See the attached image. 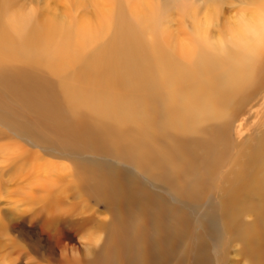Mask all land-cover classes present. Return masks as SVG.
Listing matches in <instances>:
<instances>
[{
    "label": "bare ground",
    "instance_id": "bare-ground-1",
    "mask_svg": "<svg viewBox=\"0 0 264 264\" xmlns=\"http://www.w3.org/2000/svg\"><path fill=\"white\" fill-rule=\"evenodd\" d=\"M239 1L214 35L219 4L192 7L184 40L158 36L148 0H85L90 15L75 21L67 9L32 21L0 0V67L52 76L0 70L2 121L41 149L19 154L38 161L33 182L2 186L0 264H222L228 227L247 263L264 264L263 145L214 203L223 130L187 139L233 115L264 76V0Z\"/></svg>",
    "mask_w": 264,
    "mask_h": 264
},
{
    "label": "rangeland",
    "instance_id": "rangeland-1",
    "mask_svg": "<svg viewBox=\"0 0 264 264\" xmlns=\"http://www.w3.org/2000/svg\"><path fill=\"white\" fill-rule=\"evenodd\" d=\"M9 12L19 13L25 15L29 20L37 21L43 18L45 14L63 13L65 9L68 10L65 15L68 21H75L81 19L83 16H89L90 8L85 4V0H4ZM123 4H128V0H119ZM149 9L156 14L160 19L159 37L164 34H173L177 38L190 40L193 33L191 31L190 11L192 7H197L199 10H203L205 6L213 3H218L221 10V15L218 20L215 21L211 27V34L217 33L221 24L228 18L235 15L242 7L243 3L239 0H148ZM100 3L108 8L110 5L109 0H100ZM68 5V6H67ZM252 6L250 4H244ZM129 7V6H128ZM128 10V9H127ZM88 13V14H87ZM127 13V12H126ZM129 19L127 22L131 27L136 26L133 14H126ZM231 15V16H230ZM70 16V17H69ZM164 33V34H163ZM165 43L167 41L164 39ZM216 42L215 40H211ZM164 47V45H163ZM264 56V51L262 52ZM185 60V59H184ZM147 63V62H146ZM148 65V63H147ZM6 69H23L29 70L34 73L49 75L45 70L35 67H27L24 65H6L0 67L3 71ZM260 84L257 85L245 101L238 107L237 111L233 113L229 118L216 122H208L199 134L189 136L187 139L205 140L210 137L216 130L222 132V140L226 141L229 145L228 155L225 158L224 163L220 167L215 178H211V187L208 192L209 202L218 203L222 197L226 196V193L232 185V180L238 173L243 172L245 165L243 164L244 153L259 151V146L264 147V76L260 77ZM56 81V80H55ZM57 87V85H56ZM57 90L59 88L57 87ZM61 97V96H60ZM62 98V97H61ZM63 101V99H62ZM65 107L67 104L63 101ZM68 109V108H66ZM6 113L0 111V194H8L12 190L2 188L3 185H14V183H20L24 180L27 182H33L35 180V166L38 161L32 156L30 165H25L26 161L30 159L22 158L23 151H29V154L35 152H41L38 147H32L27 145V141L19 137L15 132L11 131L7 125L2 121ZM68 114L71 118L77 122L82 119L89 118L85 111L72 113L68 109ZM111 129V125L106 124ZM114 129V127H112ZM221 129V130H220ZM116 131V135H127L128 141H138L139 134L132 127L127 126L126 130ZM226 131V132H224ZM212 133V134H211ZM205 136V138H204ZM203 138V139H202ZM169 143V142H168ZM24 147V149H23ZM260 147L264 154V148ZM250 149V150H249ZM245 150V151H244ZM159 151V150H158ZM244 151V152H243ZM135 152V151H134ZM42 154V153H41ZM245 159V158H244ZM246 160V159H245ZM44 162V161H41ZM47 162V161H45ZM261 160L256 164V174H258V168ZM19 168L22 171H19ZM231 182L229 183L228 181ZM235 180H237L235 178ZM234 180V181H235ZM234 183V182H233ZM7 190V191H6ZM242 223L253 224L255 217L252 214L245 215ZM223 254L222 264H248L247 256L244 252L243 243L237 238L233 229L228 227V230L224 234L219 253Z\"/></svg>",
    "mask_w": 264,
    "mask_h": 264
}]
</instances>
